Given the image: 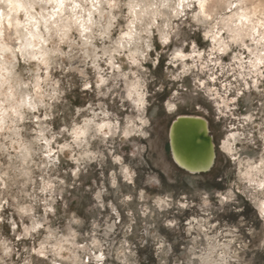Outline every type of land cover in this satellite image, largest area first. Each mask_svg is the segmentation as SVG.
<instances>
[{
	"label": "clouds",
	"instance_id": "obj_1",
	"mask_svg": "<svg viewBox=\"0 0 264 264\" xmlns=\"http://www.w3.org/2000/svg\"><path fill=\"white\" fill-rule=\"evenodd\" d=\"M52 2L33 0L27 5L33 12L40 8V12L35 13L38 20L32 26L37 30L41 43L52 45L51 48L41 49V55L29 51L30 43L13 48V41L19 43V33L13 35L7 28H0V48L4 53H11L0 55V161L5 157L7 159V166L0 163V233L5 222L12 229L8 237L0 234V264H104L105 260L107 264H264V88L256 89L262 99L250 113L251 119L245 118L246 123H252V130L246 138L239 136L242 147L252 154V159L241 164L239 170L234 171V164L229 163V156L233 161L240 159V149L236 148L232 137H229L232 151L219 156L217 168L210 175L201 177L181 174L175 169L165 159L160 139L162 121L177 109L201 106L200 110H207L210 120L219 119L208 103V100L217 98V93L212 92L208 85L215 71L209 66L207 71L201 72L202 62L193 59L197 54L198 39L194 33L207 34L213 26L219 29L234 25L233 30L244 33V39L255 32L257 43L264 41V0H205L206 10L202 9L201 0H163L162 3L160 0H67L60 7L65 8L68 15L61 14L50 29L45 10ZM0 7V14L8 18L18 5L10 0H0ZM150 8H169L171 15L149 14ZM181 9L186 10L187 15ZM197 13H200L199 17ZM181 16L184 18L181 19ZM190 17L197 21L196 28L191 23L186 24ZM158 20L162 22L158 23ZM41 22L45 29L42 37L38 32ZM85 33L89 35L85 37ZM97 42L100 47L96 46ZM189 46L192 54L185 55L183 50ZM229 46L236 45L229 40ZM64 47L67 51L63 50ZM17 52L20 53L19 60ZM44 57L56 59L45 60ZM260 57L261 62L253 60L251 66L244 62V67L234 76L237 82L231 85L233 92L243 94L241 80L256 77L264 83V51L260 52ZM77 59L97 70L95 88L85 69L73 66L72 62ZM189 59H192L191 64L182 63ZM33 60L38 63L32 65ZM98 62L104 63L106 68L99 69ZM223 67L227 78L231 74L227 71L229 66ZM57 72L59 76L55 75ZM70 72L78 73L79 84L68 75ZM186 76L189 79L186 80ZM76 87L82 93L85 89L87 93H94L95 99L85 93L86 107L73 112L71 103L65 97ZM251 88L249 85V91ZM227 91L225 88L219 94L225 95ZM244 99L247 102L250 97ZM126 102L134 116L130 122L126 120L121 129L119 112L125 108ZM108 105L114 111L108 112ZM98 108L101 111H96ZM40 110L44 112L42 120L37 115ZM109 117L111 122H108ZM99 118L105 122L97 123ZM38 120L40 123L37 124ZM257 120L259 124L254 123ZM43 121H58L63 127L54 132L52 125ZM32 124H36V128H32ZM37 129L41 131L34 140H42L44 133L51 134L52 140L57 137L67 140L65 147L74 150L67 157L76 165L74 169H69L73 176L78 177L82 171L88 173L92 163L102 168L111 156L122 165L121 172H112L110 176L111 187L117 192L121 187L117 177L122 176L131 184L138 175L133 168L139 165L143 185L153 188L178 186L184 193L180 196L183 204L173 199L171 194L164 200H156V207L174 209V212L171 218L152 219L156 216L154 211L143 206L138 209L130 207L133 195L121 193L118 203L109 202L105 206L101 197L107 189L103 183L93 193L91 188L77 185L74 180L65 187L76 188L77 196L87 205L84 209L86 213L104 210L105 207L110 209L103 222V231L97 220L91 224L92 231L85 233L93 243L87 246L76 244L79 236L77 228L85 224L86 217L82 219L75 212L66 216L67 235L62 234L59 227L52 228L49 220V214L56 216V202L63 199L64 188H61L60 195L50 193L46 199L38 200L25 191L28 184H34L29 177L19 184V194L15 197L11 195V188L16 187L20 177L29 175L23 171V164L17 166L15 160L21 159L27 151L26 144L34 142L25 137ZM121 134V142L117 144L115 138ZM109 136L113 137L112 143L108 142ZM133 136L137 139L131 140ZM97 139L103 145L102 149L92 152L84 147ZM125 144L131 145L128 155L135 161L128 168H124L123 161L115 156L118 151L121 156L125 155L121 151ZM14 145L23 150L16 157L11 155ZM39 151L37 148L36 152ZM47 155L50 167L59 164L51 151ZM24 163H27L26 159ZM100 176H103V171ZM63 183L60 181V184ZM220 187L224 189L222 192L216 190ZM40 191L47 192L48 189L41 188ZM21 197L27 198L30 203H23ZM139 199L141 202L147 199L143 191ZM249 204L255 212H251ZM38 205L43 207L42 214L37 213ZM5 208L14 209L20 220H6ZM184 208H195L207 217L197 222L200 232L195 236L191 232L184 234L186 229L178 218ZM122 212L125 214L123 217ZM221 214H232L228 218L235 220V224L217 232L214 230L219 221L214 224H208V221L215 217L222 219ZM206 224L208 227L204 228ZM18 225L22 230L17 231ZM162 229L166 230L163 234ZM97 252L100 254L97 255Z\"/></svg>",
	"mask_w": 264,
	"mask_h": 264
},
{
	"label": "rangeland",
	"instance_id": "obj_2",
	"mask_svg": "<svg viewBox=\"0 0 264 264\" xmlns=\"http://www.w3.org/2000/svg\"><path fill=\"white\" fill-rule=\"evenodd\" d=\"M59 1V0H58ZM65 4L67 3V0H62ZM162 0H160L161 2ZM28 4L33 3V0H27ZM54 2V1H53ZM52 2L51 6L45 10L46 15L48 16L50 23L48 24V28H52L54 24H56V21L59 20L55 15H52V13L56 10V3L54 4ZM73 2H78V0H73ZM30 9L28 8V11ZM0 11H2V7H0ZM181 11L185 12V15H187L186 10L181 9ZM40 12V8H36L35 12L32 10L27 13L26 11H20L16 13V15H12V25L9 27V33L16 35L19 33L20 39L19 43L16 41L12 42L13 48H18L20 44H26L29 43L28 39L25 40L23 37H27V33H29L30 28L26 26L25 19L30 15L36 16L35 13ZM27 13V14H26ZM63 15H67V11L64 8ZM171 15V12L169 8L166 10L164 15L162 16H169ZM53 17V18H52ZM181 19L184 17L181 16ZM158 23H161L162 20H158ZM179 21H174V23H178ZM187 23H191L193 28H196L197 21L189 18ZM42 28V29H41ZM39 32L41 34V37L44 34V27L41 26ZM27 29V31H25ZM26 34H25V33ZM73 35H76V33H73ZM86 35H89L88 33ZM114 35H116L114 33ZM240 37H235L233 33L227 31L225 26H222L221 28H217L216 26H213L211 31L207 34L203 32H197L194 33V36H198V39L196 41L197 44V54L193 57V59L199 60L202 62V67L200 69L201 72H205L208 70L209 66L211 69H214L215 75L212 76V79L208 80V85L210 87V90L212 92L217 93L216 100H208L209 105L213 108V110L216 112V115L219 116V119L213 118L212 120L209 119L207 110L202 112L200 110L201 106H197L196 108L187 109V108H181L177 109L174 114H171L168 118L162 121L161 127H160V139H161V149L163 152V155L167 161L170 162V164L177 169L181 174H187L180 170L171 160L169 147H168V140H167V132L168 128L171 124V122L178 116H196L203 118L208 123V129L209 134L213 139V144L215 148V160L212 168L203 174L198 175H190L193 177H201V176H208L210 175L216 168H217V162L218 158L221 155H227L229 152L232 151V143L229 142V137L233 138V142H235L236 148L240 149L239 161H233L231 156H229V163L234 164V171L239 170L240 165L244 164L246 160L252 159V154L248 151L247 148L242 147V142L239 140L240 135H244L245 138L247 137V133L252 130V123H246L245 118L251 119L250 113L259 106V102L262 99L259 95V93L256 91L257 88H264V83L261 82L260 79L253 77L251 80H241L242 88H243V94L240 95L237 92H233L231 85L235 84L237 81L234 79V76L236 73L240 72V68L244 67V62L247 61L249 63V66H251V61L256 60L257 63L260 59V52L264 51V41H260L257 43L258 37L256 36V33H251L247 39H244V33L240 34ZM86 37V36H85ZM234 37V38H233ZM243 37V38H242ZM229 40H232L236 46H229ZM242 41V43H241ZM83 42V41H81ZM31 47L29 48V51L32 52L34 55H41V49L43 48H51L52 45L50 43H41V39L34 40L31 44ZM33 46V47H32ZM97 47H100L99 43H96ZM64 51H67V48H63ZM185 55H191L192 49L191 47H187L184 50ZM89 52H91V49H89ZM99 54V53H98ZM204 54V55H201ZM210 54V56L208 55ZM0 55H11V53H4L3 49L1 48ZM16 58L20 59V53H16ZM45 60L48 59H56L55 57H44ZM120 59H123V57H120ZM23 62L21 61V64ZM32 65H36L38 63L37 60H33ZM65 65H67L68 61H64ZM73 66L79 65L80 67L85 69V74L89 78V81L92 83L93 88L96 87V82L98 80L97 70L94 69L91 66H86L83 63L80 62V60H75L72 62ZM184 65L191 64L192 59L185 60L182 62ZM91 64V61H89V65ZM223 66H229L227 71L228 73H231L227 75V78H225V67ZM239 66V67H237ZM99 69H105L106 65L102 62H98ZM192 71H196V69H193ZM56 76H59V72L55 74ZM69 76L73 78V81L76 84L80 83V77L78 73L70 72L68 73ZM208 75H212V73L209 71ZM185 79H189V77H185ZM231 82V83H229ZM249 85L252 86L251 91H249ZM227 88L228 91L225 95H220V92H223V90ZM103 90V88L101 89ZM85 93H87V90L85 89L84 93L81 92L79 87H76L72 90L71 93L66 95L65 99H67L73 108V112L77 108L86 107V96ZM238 95L240 98H237ZM87 96L91 99H95L94 93H87ZM245 97H250V99L246 102ZM103 99V98H101ZM104 103L107 105L108 102L105 100ZM131 106L127 104L123 110L119 112L120 116V126L121 129L124 128L125 121H131L133 119L134 113H131L129 111V108ZM96 111H101V109H96ZM108 112L114 111L111 105H108L107 107ZM40 116L41 120L43 118L44 112L43 110H40V112L37 114ZM105 120L103 118H99L97 120V123H104ZM108 122H111V117L108 118ZM40 123V120L37 121V124ZM44 124H51L52 129L54 132H58L60 127H63L62 124H60L58 121H43ZM254 123L259 124V121H254ZM32 128H36V124L31 125ZM41 129H37L34 132H31L29 136L25 137L28 141H33L34 138L39 137V132ZM105 131H108V129H105ZM254 136L258 135V133H253ZM67 139H70L68 137ZM108 142L112 143L113 137L109 136L107 137ZM116 143L119 144L122 139V134L118 135L116 138ZM131 140H136L137 137H130ZM46 141H51V143H46ZM67 143V140L64 137H57L55 140H52V136L49 133H44V136L41 139H35L33 143L26 144L25 148L27 151H24L23 156H21V159L15 160V164L17 166L23 164V171H26L29 175L28 176H21L19 181L16 182V187L11 188V195L15 197L18 195V187L19 184H22L25 180L29 179V177L34 181V184L30 183L28 184L27 188L25 189L26 192L32 193L35 195L38 200L46 199L48 194L60 195L61 194V188H64L63 192V199L57 200L56 202V216L53 217L51 214H49V220L51 221V227L57 228L59 227L61 229L62 234L67 235V232L65 230V225L67 223L66 216H71L73 212L76 213V215L82 219L86 217V222L82 227L77 228V231L79 232V236L76 238V244L78 245H90L93 243L90 236H85V233H90L92 231L91 224L93 221H99L101 223V231L104 230V220L107 218L108 213L110 209H107L105 207L104 210L96 209L92 213H86L85 212V202L81 200L77 196V190L76 188H67L65 186L71 185L73 181H76L77 185H80L84 188H91L92 192L94 193L101 183H103L104 188L107 189L102 194L101 199L103 200L105 206L109 202L112 203H118V197L122 193L123 195H133L134 200L133 203L130 205V207L138 209L139 207L143 206L146 209L150 211H154L156 213V216H153L152 219H157V217L163 218L168 217L171 218V213L174 212V209H168V208H161L156 207L154 204V201L156 200H164L166 196H169V194L172 195V198L179 201V203L183 204V200L180 199V196L183 195L182 189L177 187H167L164 188H153L148 187L142 184L143 176L140 175L139 169L141 166L136 165L133 170L137 171L138 175L136 178L133 179V182L129 184L127 181L123 180L122 176L117 177V183L121 185L119 192H117L115 189L111 187L110 182V176L112 172H121L122 171V165L120 163H117L116 160L112 159L111 156L108 157L107 161L105 162L104 166L101 168L96 163H92L89 166V172L84 173L83 171L79 174L78 177H75L72 175V172L69 171V169H74L76 165L71 161V159H67V157H70L72 155V152L74 151L70 147H65V144ZM13 151L11 152V155L13 157H16L20 155L22 149H20L19 145H14ZM85 148H87L89 151L95 152L98 149H102L103 145L100 143V140H91L90 146L84 145ZM39 148L41 151L36 152V149ZM51 151L52 156L54 159L59 160V164L55 167H50V161L49 157L47 155V152ZM125 155L121 156L120 151L115 153V156L117 159H121L123 161V167L128 168L132 167L133 164H135V161H132V158L128 153L131 151V145L125 144L124 148L121 150ZM107 155V153H105ZM27 160V163H24V160ZM130 161H132V164H130ZM258 162V161H257ZM0 163H3L5 166H7V159L3 161H0ZM41 165H44V167H41ZM101 171H103V176H100ZM47 173V175L45 174ZM161 177H163V173L160 174ZM189 175V174H187ZM217 183L219 182V177L216 178ZM60 181H63V184H60ZM93 181H95V186L93 185ZM230 183V181H229ZM48 185H51L49 188ZM41 188H47V192L40 191ZM35 189V191H33ZM217 191L222 192L224 189L222 187L217 188ZM143 191L147 199L144 202H141L139 199L140 192ZM69 193L72 195L70 196ZM6 195H8L6 193ZM72 197H76L75 199ZM23 203H30L29 200L25 197H21ZM65 202H67V207L65 208ZM9 203H12V200L9 199ZM95 203V201H93ZM22 206V205H21ZM248 208L251 209V212H255V208L249 204ZM37 213L42 214L43 207L37 206ZM4 214L6 216V220L10 219L12 221L18 222L20 220V215L14 211V209L11 208H5ZM251 214V213H250ZM122 217L125 215L123 212L121 213ZM223 218L215 217L212 220L208 221V224H214L219 221L217 224V228L214 231H219L220 228H225L226 230L229 229L231 226L235 224V220L229 219L228 217L232 214H221ZM126 218V217H125ZM178 218L180 219V223L183 225L185 231V235H187V232H191L193 236L197 235L200 232V227L198 226L197 222L201 219H207V217H204L202 213H199V211L195 208L193 209H182V215L178 214ZM151 222V221H149ZM191 222V223H190ZM25 223H27V220H25ZM75 227V226H74ZM204 228H207L208 225H203ZM22 229L17 228V231H20ZM42 231V230H41ZM165 229H162V234L165 232ZM12 232L11 225L5 222L3 226L2 234L5 237L10 236ZM99 238V237H98ZM117 240L120 239L119 236L116 237ZM97 255L100 253L97 252ZM104 264H107V260H105Z\"/></svg>",
	"mask_w": 264,
	"mask_h": 264
},
{
	"label": "water",
	"instance_id": "obj_3",
	"mask_svg": "<svg viewBox=\"0 0 264 264\" xmlns=\"http://www.w3.org/2000/svg\"><path fill=\"white\" fill-rule=\"evenodd\" d=\"M167 140L171 160L183 172L198 175L212 168L215 148L209 134L208 123L203 118L176 117L168 128ZM175 158L180 161V164Z\"/></svg>",
	"mask_w": 264,
	"mask_h": 264
},
{
	"label": "bare ground",
	"instance_id": "obj_4",
	"mask_svg": "<svg viewBox=\"0 0 264 264\" xmlns=\"http://www.w3.org/2000/svg\"><path fill=\"white\" fill-rule=\"evenodd\" d=\"M27 0H10V2L12 3V4H15V5H18V7H16L15 8V10L10 14V16L8 17V18H6L4 15H2V14H0V28H7L8 30H9V27H10V25H12V21L14 20V18H13V16L12 15H16V13H18V12H20V11H26L27 13H29V11H28V7H27V5H28V3L26 2ZM54 2V4L56 5V10L52 13V15H55V16H57L58 18H60V16H61V14H65L64 13V8H61L60 7V4L61 3H64L62 0H53ZM163 2V0L161 1V3ZM168 8H159V9H148V12H149V14H158V15H164V13L166 12V10H167ZM181 11V10H180ZM0 12H2V11H0ZM26 13V14H27ZM31 14V13H30ZM29 14V16L25 19V22H26V26H28L29 28H30V30H29V33H31L32 35L31 36H29V33H27V38H28V41H29V43L31 44L34 40H36V39H40V38H37V30L36 29H34L33 28V24L34 23H36L37 22V20H38V18L36 17V16H32V15H30ZM68 15V14H67ZM66 15V16H67ZM12 18H13V20H12ZM53 18V17H52ZM71 22V21H70ZM235 23V22H234ZM241 24L243 23V22H240ZM41 26L42 27H44V24L41 22L40 24H39V29H38V32H39V30H40V28H41ZM225 28L227 29V31H229V32H231V33H233V35L236 37H240L241 35L240 34H242V32H239V31H234L233 30V28H234V25H227V26H225ZM42 29V28H41ZM25 33V32H24ZM25 33V34H26ZM39 34H40V32H39ZM87 33H85V36L87 37L88 35H86ZM40 36H41V34H40ZM234 38V37H233ZM243 38V37H242ZM33 47V46H32ZM0 51H1V48H0ZM261 61V57H260V59H259V62ZM175 160L180 164V161L177 159V158H175ZM182 166H185V167H187L186 165H184V164H181Z\"/></svg>",
	"mask_w": 264,
	"mask_h": 264
},
{
	"label": "snow or ice",
	"instance_id": "obj_5",
	"mask_svg": "<svg viewBox=\"0 0 264 264\" xmlns=\"http://www.w3.org/2000/svg\"><path fill=\"white\" fill-rule=\"evenodd\" d=\"M201 7H202V9H205V10H206V3H205V0H201ZM199 15H200V13H197V17H199ZM177 55L179 56V55H181V54H180V53H177ZM137 103H140V101H137ZM169 110H170V111L172 110L171 107H170ZM101 127H103V125H102ZM22 211H23V209H22Z\"/></svg>",
	"mask_w": 264,
	"mask_h": 264
}]
</instances>
